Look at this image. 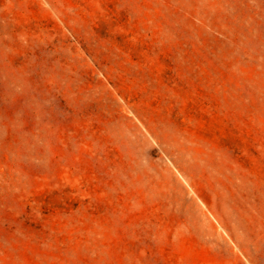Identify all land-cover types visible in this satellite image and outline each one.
Here are the masks:
<instances>
[{
  "label": "rangeland",
  "instance_id": "rangeland-1",
  "mask_svg": "<svg viewBox=\"0 0 264 264\" xmlns=\"http://www.w3.org/2000/svg\"><path fill=\"white\" fill-rule=\"evenodd\" d=\"M0 264H264V0H0Z\"/></svg>",
  "mask_w": 264,
  "mask_h": 264
}]
</instances>
